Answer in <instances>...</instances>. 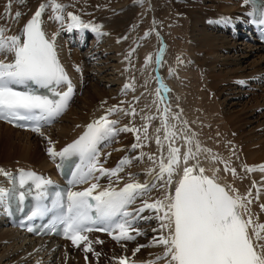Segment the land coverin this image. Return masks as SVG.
<instances>
[{
  "label": "bare ground",
  "instance_id": "obj_1",
  "mask_svg": "<svg viewBox=\"0 0 264 264\" xmlns=\"http://www.w3.org/2000/svg\"><path fill=\"white\" fill-rule=\"evenodd\" d=\"M44 2L46 0H26L22 4L19 0H12V16L16 11L22 13L16 21L5 17L8 0H0V26L10 29L7 35L21 34L24 25ZM58 2L68 5L64 27L50 19V9L42 14V27L49 38L57 34L56 50L76 94L84 89L86 76L92 72V67L86 66L89 57L96 55L95 61L102 59L100 51L83 53L82 45H78L80 42L75 44L74 39L71 41V38H67L75 30L82 35L91 31H68L67 25L71 21L67 12L78 15L83 22L90 12L95 14L94 18L97 15L115 17L103 21L101 32L105 35L99 37L103 41H110L103 47L105 52H113L116 57L108 64L114 70L112 79L121 89L106 90L99 86V82L87 85L83 96L77 97L79 103L69 105L68 111L57 123L41 130L43 135L19 130L0 121V168L12 176L21 169H34L53 176L52 163L55 158L49 156L48 148L54 146L60 152L87 125L108 115L109 108L119 106L123 111L108 115L109 120L117 121L114 125L117 131L107 139L123 140L126 144L116 149L111 142L100 150L99 162L106 169L116 168L125 157L131 163L119 173V180L113 177L110 181L108 177H103L99 184L104 188L112 183L113 187L119 189L130 182L151 183L152 177L147 173L150 168L158 170V162L154 164L148 155L157 157V161L161 156L167 157L168 143L164 142L163 150L156 144L157 136L164 141L166 135L162 120L167 107L170 109L167 113L168 124L174 126L173 130L177 133L174 146L181 149V155L187 149L186 142L181 138L182 130H186L190 135L195 134L202 148L211 150L210 153L202 152L198 157L206 170L205 174L217 176L221 185H229L241 195L251 192L252 198L259 196V199H253L250 208L258 215L259 222L264 223V210L260 207L264 204V172L246 171V167L264 165V92L258 95L248 89H264L263 84H257V80L264 82V51L260 45L236 39L239 30L248 26L251 15L249 0H188V4L183 0H146L143 7L134 9H126L129 0ZM121 10L122 19L115 15ZM132 39L136 45L130 55L126 45ZM243 43L246 46L239 47ZM229 51L239 53L235 56L228 54ZM0 59H4V56H0ZM12 59V55L8 54L7 60ZM220 65L224 67H218ZM99 80L104 81L105 85L109 84L106 76H100ZM161 82L166 88H160ZM129 84L133 87L126 89L125 85ZM251 93L254 96L240 103V99ZM133 109L135 115L126 114ZM176 115H179V120L174 118ZM183 121H187L186 126ZM125 126L139 129V133L122 131ZM157 129L160 131L157 132ZM137 135L141 137L143 147L133 149ZM49 140L52 144H49ZM141 153L145 154L143 159H139ZM214 156L219 159H213ZM194 163V160H190L188 166ZM225 164L236 170L235 176L224 170ZM183 166L181 164V172L174 175L170 191H174ZM12 182V178L0 175V188L6 190ZM92 182L96 181H90L81 189L89 187ZM164 194L165 190L158 186L150 196L140 197L129 206L128 211L135 217L128 218L132 229H139L143 235H136L135 231L130 230V234L136 236L135 240L118 242L106 236L88 234V241L92 242L94 250L88 253L84 251L83 242L76 247L71 241L33 239L17 228L6 226L0 204V264H119L121 257H127L132 264H146L161 255L163 247H141L135 253L134 249L149 245L153 237L159 235L158 231H153L158 229L159 222L152 210L145 209L137 215L136 209L142 206L143 200L151 203ZM142 215L143 219L140 218ZM133 220H138V224H133ZM145 220L149 221V225H144L151 226L149 232L144 230V225L138 227ZM95 253H99V257ZM158 264L165 262L159 261Z\"/></svg>",
  "mask_w": 264,
  "mask_h": 264
},
{
  "label": "snow or ice",
  "instance_id": "obj_2",
  "mask_svg": "<svg viewBox=\"0 0 264 264\" xmlns=\"http://www.w3.org/2000/svg\"><path fill=\"white\" fill-rule=\"evenodd\" d=\"M19 2L23 4L26 0ZM139 2L142 3V0ZM11 7L12 0H8L5 17L18 21L22 13L16 11L13 17ZM67 7L68 5L59 3L58 0H46L24 25L21 34L7 35L10 29L0 26V56H4V59H0V120L8 123L31 122V130L43 135L41 122L50 124L68 109L74 95V85L60 63L55 43L57 34L54 33L49 38L42 27V14L50 9V19L58 21L63 28ZM66 15L71 21L67 25L68 31L91 29L98 35H105L101 32L102 25L85 23L71 12ZM260 15V22L264 24V5L261 6ZM8 54L13 57L11 61L7 60ZM148 59L151 61V57ZM79 70L77 66V71ZM16 86H24L25 90H17ZM62 86L66 90L61 91ZM132 87L131 84L125 85L126 89ZM160 88L164 89L166 86L161 82ZM41 89L46 90L47 94L40 91ZM157 91L159 92V89ZM116 111L123 109L115 106L109 108L107 113L111 115ZM169 111L167 107L164 109L162 120V127L166 130L164 141L159 136L156 137V144L161 150L164 142L168 143L167 157L161 156L157 161V157L148 155V159L154 164L158 162V170H148L147 174L152 177L151 183L130 182L119 189L110 183L101 188V178L108 177L111 181L115 177L119 180V173L131 163V160L125 157L116 168L106 169L99 162L97 145L117 131L114 127L117 121L109 120L108 115L87 125L84 134L60 152H57L54 146L48 148V154L53 159L57 156L62 159L78 156L80 160L68 181L71 187L65 194L58 193L53 205L54 208L60 209L58 222L64 225V237L71 240L76 247L87 241L85 253L94 251L92 242L84 235L93 230L110 232L118 242L135 240L136 236L130 234V230L135 231L136 235L143 233L139 229H132L131 220L128 219L132 217V213L128 208L138 198L150 196L159 186L165 190L163 197L151 203L143 200L142 206L136 209L137 215L145 209L152 210L159 222L158 229H153L158 231L159 235L153 237L149 245H140L134 249L135 253L139 252L141 247H163L162 254L146 264H158L159 261H164L165 264H264V223L259 222L258 215L250 208L253 199H259V196L252 198L251 192L241 195L237 189L221 185L217 176L206 175L198 157L202 152L210 153L211 150L202 148L195 139V134L190 135L186 130H182L181 135L187 144L186 152L182 156L181 149L174 146L177 133L173 130L174 126L168 124ZM126 114L135 115V110ZM174 118L179 120V115ZM146 119L151 120L153 117ZM182 123L187 125V121ZM121 130L139 133V129L127 126ZM159 131L160 129H157V132ZM136 140L137 143L132 145V148H142L139 135ZM49 144H52L50 140ZM144 156L145 154L141 153L139 159ZM213 159L219 157L214 156ZM190 160L195 163L188 166ZM181 164L184 165L182 175L174 191H170L174 175L181 172ZM224 170L230 171L233 176L236 175V170L229 168L227 164ZM257 170L264 172V165L246 167L249 172ZM0 175L14 180L11 192L0 188V202L9 196L23 202L33 185L37 190V198H40L45 194V186L52 183L35 172L21 169L18 184L19 188L25 190L20 191L15 186L16 178L10 172L0 168ZM90 181L96 182L90 183V186L83 190H72L77 185L89 184ZM98 189L100 190L97 191ZM260 207L264 210V204ZM47 211V207L37 206V211H34L32 216L43 215ZM97 224L106 226L95 229ZM95 255L99 257L100 254ZM119 264H128V258H119Z\"/></svg>",
  "mask_w": 264,
  "mask_h": 264
},
{
  "label": "rangeland",
  "instance_id": "obj_3",
  "mask_svg": "<svg viewBox=\"0 0 264 264\" xmlns=\"http://www.w3.org/2000/svg\"><path fill=\"white\" fill-rule=\"evenodd\" d=\"M145 1L146 0H142V3L139 2V0H129V2L127 3L126 5V9H134V8H137V7H143V5L145 4ZM163 1V0H161ZM186 2V4H188V0H183ZM182 5H184L183 3H181ZM138 5V6H137ZM140 5V6H139ZM122 10L121 12L118 11L117 14H115L116 16L120 17L122 19ZM101 14V13H100ZM94 13H91L90 14L88 13L85 17V22H91V23H94L95 25H102L103 21H109L110 19H114L115 17H109V16H103V15H97L95 16L94 18ZM122 30H120L119 32H121ZM132 32V31H131ZM75 35V34H74ZM77 35V34H76ZM76 37V36H75ZM80 35L77 36V38H79ZM97 41H98V38H97V35L93 34V33H90L89 36L87 38H85V49H83V52H87L89 49H98L101 53H100V56H101V59L102 60H99V61H95V59H93L91 61V63L89 64L88 61H87V67L90 66L92 72L90 75L86 76L87 77V81L84 85V89L87 85L93 83V82H99V86H103L106 90L108 89H113V91H118L121 89V87H119V85L116 83V81H114L112 79L111 76L112 75V72H114V70L112 69V67H110V64H108V61H113L114 59L113 58H116L114 56V53L113 52H105L104 51V47L106 46L107 43H109L110 41H105L104 39V42L100 41L98 42L97 44ZM239 41H242V40H239ZM132 42V43H131ZM233 42V41H232ZM129 44V45H128ZM128 44L126 45L127 46V50H128V53L131 55L132 52H134V49H135V45H136V42H134V39L130 40V42H128ZM244 44V43H243ZM239 44V47H242L244 48L246 46V44ZM98 45V46H96ZM104 46V47H103ZM133 48V50H132ZM235 51V49H234ZM234 51H229L228 54L232 55V54H235V56L239 53V52H234ZM226 53V52H225ZM227 54V53H226ZM89 61V62H90ZM106 61V62H105ZM244 65H246V62L244 63ZM95 67V68H94ZM218 67H221L223 68L221 65L218 66ZM89 68V67H88ZM111 68V69H110ZM100 76H106L108 79H109V84H106L105 85V82L104 81H101L99 80V77ZM112 79V80H111ZM133 83V82H132ZM82 90L80 93H79V98L83 96V94L85 93L84 91L86 90ZM251 90V88H248ZM262 89V90H261ZM259 89L257 92L258 95L262 94L264 91L263 88ZM251 91H254L253 89ZM262 91V92H261ZM254 96L253 93L249 94V95H245L242 99H240V103L244 100H247L249 99L250 97ZM78 99V98H77ZM234 100H237V99H234ZM78 101L75 100V103H77ZM79 103V102H78ZM237 107L239 108L240 105L238 104ZM116 141V140H115ZM126 143L122 140V141H117V142H114V145L116 146V149L117 148H122V146H124ZM115 149V150H116ZM148 217V216H147ZM150 217H148L149 219ZM146 221V220H145ZM142 222L141 226L146 224V225H149V221H146V222ZM145 226V225H144ZM146 228H144L145 231L149 232V229L151 228V226L147 227L145 226ZM149 235V234H148ZM148 235H145L146 237ZM145 237V238H146ZM150 237V236H149ZM147 239V238H146Z\"/></svg>",
  "mask_w": 264,
  "mask_h": 264
}]
</instances>
